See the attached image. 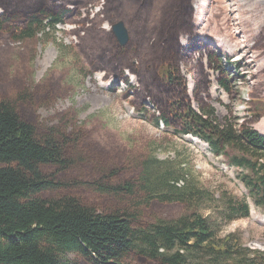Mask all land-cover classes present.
<instances>
[{"label": "trees", "instance_id": "16d2710c", "mask_svg": "<svg viewBox=\"0 0 264 264\" xmlns=\"http://www.w3.org/2000/svg\"><path fill=\"white\" fill-rule=\"evenodd\" d=\"M91 1L0 0V33L31 37L36 29L74 21V32L81 30L95 45L92 70L105 69L126 83L125 95L138 101L139 110L150 102L158 113L155 125L160 121L180 136L197 137L229 165L245 170L241 181L249 197L264 208V135L243 122L217 123L200 96L207 94V71H216L219 86L228 92L236 78L224 72L219 52L197 46L193 0H162L156 18L157 0H103L95 19L81 11ZM115 18L130 32L124 47L101 26ZM263 31L251 45L259 55ZM182 34L188 36L186 47ZM193 52L199 56L191 71L198 109L191 106L179 69ZM140 56L142 62L133 61ZM65 93L51 77L30 86L0 67V264H189L193 259L196 264H264V251L242 247L232 234L217 237L199 213L147 228L151 193L163 184L174 187L177 178L157 175L154 157L137 162V172H131L115 162L114 151L100 144L92 128L75 119L46 124L37 110ZM249 111L252 117L263 115L264 102L253 98ZM91 188L106 193H89ZM232 212L247 217L249 206L243 200L231 206Z\"/></svg>", "mask_w": 264, "mask_h": 264}, {"label": "rangeland", "instance_id": "374dc122", "mask_svg": "<svg viewBox=\"0 0 264 264\" xmlns=\"http://www.w3.org/2000/svg\"><path fill=\"white\" fill-rule=\"evenodd\" d=\"M161 1L157 0L154 6L155 18ZM102 3L103 0H92L81 9L82 15L88 12L95 19L94 14L99 13ZM192 4L197 46L219 52L224 72L236 78L230 82L228 92L219 86L217 72L207 71L210 83L207 94L200 92L203 102L212 109L217 123L223 124L226 119L235 120L236 124L243 122L263 135L264 114L252 117L249 109L253 98L264 102V50L259 55L251 48L254 37L264 30V0H193ZM115 19L112 23L104 21L102 28L109 31L113 23L123 21ZM124 25L129 42L130 32ZM77 29L74 21H67L36 29L31 37L18 35L16 39L3 31L0 67L10 77L23 76L30 86L51 77L65 87V95L37 110L46 124L70 123L75 119L78 125L92 128L100 144L114 151L115 162L132 168L131 172H137V162L154 157L158 163L157 175H166V181L177 178L174 187L163 184L151 193L152 212L144 219L147 228L156 221L199 213L216 229L217 237L232 234L242 247L264 251V208L253 203L241 181L246 171L216 156L199 138L180 136L160 121L155 125L158 113L150 102L146 103L147 109L139 110L138 101L131 94L125 95L126 83L105 69L92 70L95 45L81 30L76 34ZM222 38L229 44L223 43ZM180 41L182 47L189 44L185 34L180 36ZM198 58L193 52L179 63L194 109L199 108V103L193 97L191 71L197 68ZM143 59L140 56L133 61L140 63ZM128 80L137 85L135 77L129 75ZM89 193L106 192L91 188ZM243 200L250 208L249 215L237 217L230 213L231 206ZM252 209L260 220L254 219ZM196 263L194 259L189 262Z\"/></svg>", "mask_w": 264, "mask_h": 264}, {"label": "water", "instance_id": "95a60500", "mask_svg": "<svg viewBox=\"0 0 264 264\" xmlns=\"http://www.w3.org/2000/svg\"><path fill=\"white\" fill-rule=\"evenodd\" d=\"M111 33L120 47H124L128 42V30L124 22L119 20L110 26Z\"/></svg>", "mask_w": 264, "mask_h": 264}, {"label": "bare ground", "instance_id": "6f19581e", "mask_svg": "<svg viewBox=\"0 0 264 264\" xmlns=\"http://www.w3.org/2000/svg\"><path fill=\"white\" fill-rule=\"evenodd\" d=\"M221 40H222L223 43H225V44H229V43H228V40H227L226 38H222ZM261 124L264 125V121H263ZM263 135H264V134H263ZM252 215H253V217H254L255 220H260L259 215L255 212L254 209H252Z\"/></svg>", "mask_w": 264, "mask_h": 264}]
</instances>
